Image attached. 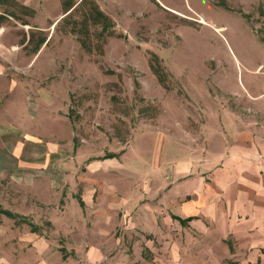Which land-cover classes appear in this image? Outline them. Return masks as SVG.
<instances>
[{
  "label": "rangeland",
  "instance_id": "rangeland-1",
  "mask_svg": "<svg viewBox=\"0 0 264 264\" xmlns=\"http://www.w3.org/2000/svg\"><path fill=\"white\" fill-rule=\"evenodd\" d=\"M19 1L35 7L50 43L30 55L29 26L5 22L3 41L19 54L10 71L32 62L30 77L69 93L77 151L57 185L0 179V209L19 216L0 213V264H251L253 250L238 261L216 244L203 261V219L183 226L173 216L257 201L249 185L250 169H264V0H98L122 36L103 56L49 29L58 0ZM226 242L234 253L235 239Z\"/></svg>",
  "mask_w": 264,
  "mask_h": 264
},
{
  "label": "crops",
  "instance_id": "crops-1",
  "mask_svg": "<svg viewBox=\"0 0 264 264\" xmlns=\"http://www.w3.org/2000/svg\"><path fill=\"white\" fill-rule=\"evenodd\" d=\"M58 4L61 17L56 19L54 24L63 17L60 0ZM30 7L35 9L34 6ZM38 18L39 14L36 11V17L32 21L33 26ZM4 24L0 23V179L10 177L23 182L41 176L44 180L57 185L59 176L72 166L73 159L69 156L77 151L76 124L70 117L71 97L69 93L67 96L60 94L58 83L48 82L49 77H30L31 73L28 72L33 68H30L32 62L20 67L23 73L10 71L13 67L18 69L19 54L3 41L1 26ZM54 26L50 22L49 29H54ZM31 28L29 26V29ZM251 164L258 166V162L254 160ZM191 170L186 169L184 164L179 167L181 172ZM250 171L251 185L249 186L256 193L257 198L252 207L241 208L240 206L227 211L224 206L217 210L207 209V213H203L202 209L199 210L197 207L200 204H195L196 207L194 206L191 212L181 209L182 211L178 214L181 218L192 217L196 220L201 217L203 219L197 226L199 229L197 231L200 232L206 246L203 261L213 254L211 246L216 244L222 247L224 255H237L238 261L246 260L247 257L243 256L244 249L253 250L249 256V262L264 264V169L262 163L260 170L254 166ZM241 173L238 174V178ZM202 178L205 182L204 177ZM228 187L226 185V188ZM246 195V191L241 192L239 197ZM193 224L194 221L190 225L193 226ZM231 237L236 242L234 253L226 242Z\"/></svg>",
  "mask_w": 264,
  "mask_h": 264
},
{
  "label": "trees",
  "instance_id": "trees-1",
  "mask_svg": "<svg viewBox=\"0 0 264 264\" xmlns=\"http://www.w3.org/2000/svg\"><path fill=\"white\" fill-rule=\"evenodd\" d=\"M63 11V17L56 23H52L55 31L65 36H71L75 39L80 49L88 55L103 56L105 47L111 38H121L117 34V26L115 20L101 7L98 0H60ZM0 7L4 11L0 15V23H5L7 20H16L24 26L32 27L29 33L25 34L27 41L26 48H30V55H37L43 47L50 43L49 35L46 31L32 25L33 19L36 17V10L17 0H0ZM157 64L159 66H157ZM161 60L155 53H151L150 67L153 73L158 78L161 85L166 87V78L161 70ZM72 108L70 117L73 119ZM75 122V121H74ZM77 144V142H75ZM112 157H116L112 155ZM80 205L83 207L84 202L80 199ZM0 213L11 219H18L19 216L6 210H1ZM181 225L186 226L194 218L182 219L173 216ZM31 227L32 232H39L40 228L31 224L27 219H22ZM64 253V250L62 251ZM63 258H67L63 254Z\"/></svg>",
  "mask_w": 264,
  "mask_h": 264
},
{
  "label": "bare ground",
  "instance_id": "bare-ground-1",
  "mask_svg": "<svg viewBox=\"0 0 264 264\" xmlns=\"http://www.w3.org/2000/svg\"><path fill=\"white\" fill-rule=\"evenodd\" d=\"M199 21H200V22H205L203 19H200Z\"/></svg>",
  "mask_w": 264,
  "mask_h": 264
}]
</instances>
